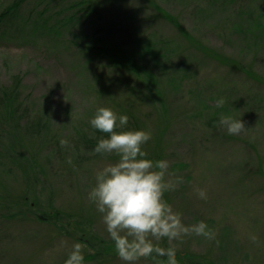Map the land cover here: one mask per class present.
Returning a JSON list of instances; mask_svg holds the SVG:
<instances>
[{
  "label": "rangeland",
  "instance_id": "obj_1",
  "mask_svg": "<svg viewBox=\"0 0 264 264\" xmlns=\"http://www.w3.org/2000/svg\"><path fill=\"white\" fill-rule=\"evenodd\" d=\"M11 1L0 0V12ZM37 1L27 0L19 14L37 19L43 8ZM54 4L48 5L44 17L65 1ZM93 4L96 10L90 20L70 29L77 38L65 32L53 40L0 27V82L9 84L14 76L21 77L24 95L49 120L42 135L38 133L42 146H37L33 133L23 134L21 163H11L0 149V264H65L75 243L87 246L84 264H125L102 214L88 199L97 171L119 159L95 153L79 137L86 133L91 137L90 120L101 107L117 115L126 110L134 114L138 128L130 123L117 131L151 133L143 146L146 157L168 161L171 175L166 179L183 181L165 192L164 199L186 226L203 221L215 234L211 240L195 234L171 244L162 240L161 247H175L178 264H264V85L238 69L239 64L264 80V40L257 27L248 30L264 13V0H93ZM156 6L232 61L221 64L191 49ZM144 41L152 45L151 54L138 56L137 44ZM87 44L131 51L134 63L144 71L139 72L141 84L114 66L108 55L81 52ZM177 45L170 62L154 60L152 52L174 51ZM147 76L155 80L159 94L147 90ZM173 77L175 86L167 82ZM135 81L138 93L132 95ZM220 99L225 103L217 107ZM222 116L241 119L247 130L228 134L219 123ZM61 140L67 144L62 146ZM32 156L36 164L31 167L34 172L27 171L32 178L27 182L24 167L31 165ZM197 189L205 190L207 199H200ZM27 196L29 209L20 202ZM41 213L50 220L41 221ZM138 264L155 262L142 259Z\"/></svg>",
  "mask_w": 264,
  "mask_h": 264
},
{
  "label": "clouds",
  "instance_id": "obj_2",
  "mask_svg": "<svg viewBox=\"0 0 264 264\" xmlns=\"http://www.w3.org/2000/svg\"><path fill=\"white\" fill-rule=\"evenodd\" d=\"M224 103L220 99L217 107ZM219 123L230 135L247 130L241 119L231 116H222ZM90 124L108 135V138L99 140L94 152L119 157L115 164L97 171L95 186L88 199L102 214L116 253L125 264H138L142 259H151L155 264H178L175 247H161L162 240L171 244L192 234L209 240L215 238L203 221L186 226L181 215L164 199L165 192L174 190L183 181L182 178L166 179L171 175L168 161L146 158L143 146L151 140L150 132L117 131L128 124V117L117 115L106 107L97 109ZM60 143L64 146L67 141L61 140ZM197 194L200 199H207L205 190L197 189ZM252 239L255 241L256 238ZM86 247L83 243L73 244L65 264H84ZM161 257H166V261L158 259Z\"/></svg>",
  "mask_w": 264,
  "mask_h": 264
},
{
  "label": "trees",
  "instance_id": "obj_3",
  "mask_svg": "<svg viewBox=\"0 0 264 264\" xmlns=\"http://www.w3.org/2000/svg\"><path fill=\"white\" fill-rule=\"evenodd\" d=\"M27 0H12L8 5H6L3 10L0 12V27L2 26H11V29L15 28L16 31L24 32L25 30H28L30 33H33L34 35H45L49 38H52L53 40L56 38H62L66 33L70 32L71 36L77 38V34L72 32L70 29L76 28V26L79 24V22L82 23L83 20L89 19L90 15L95 12L96 7L93 4V0H78V1H71V0H38L37 4L38 6L41 5L43 8L41 10V13L38 14L37 19H30V14L25 18L22 17L19 14V8L22 4H24ZM55 2L53 7L57 6L58 1H65V4L58 8L55 12L49 14L48 16L44 15L46 14L48 10V5L52 2ZM156 9H158L163 17L171 23L172 26H174L177 31L179 32L180 36L185 39V41L189 44L190 48L202 52L204 56H207L209 58H212L216 62H219L221 64H227L230 63L231 59H228L227 57H224L217 53L215 50L208 48L206 45H204L200 40H197L194 38L180 23L179 21L173 17L172 15L168 14L167 12L163 11L161 8L156 6ZM261 17V18H260ZM259 18L256 19L255 25L248 29L250 32L253 30H256V27L259 31V34H261V38L264 40V13L261 14ZM101 16H98V19H100ZM92 19V18H91ZM90 20V19H89ZM82 26V25H81ZM80 26V27H81ZM247 26V25H246ZM234 27L236 30L241 32V27L239 23H235ZM244 32V31H242ZM260 36V35H259ZM259 38V37H258ZM69 42L72 43V41ZM138 49L140 53L138 56H141L142 53L146 54V52L150 55L151 53V44L144 41L139 42ZM169 46V45H168ZM167 46V47H168ZM116 47V46H115ZM112 47L111 45H105L101 47L93 46L87 44L85 47H81V52L87 54L88 56L96 57L98 55H108L109 61L112 62L114 66H120L124 69V71L128 74H131L133 77H137V82L141 84V75L139 72H144L141 70V65H138L137 63H134L133 60V54L131 51L127 50H119L118 48ZM190 50V49H189ZM175 53H178V45L176 46V49L173 51L172 49L167 48H161L160 50H157L155 52H152L154 55V60L159 62L160 60H164L166 62H170L172 60V57ZM232 61V60H231ZM86 62H89L88 60ZM166 66V65H163ZM238 69L243 71L246 75H248L250 78L254 79L258 83H261L264 85L263 78H260L256 75H254L252 72L246 70L244 67H240L238 64ZM149 83L146 84V88L148 91L152 90L151 92L154 94H159V91H156V82L149 76H147ZM169 84H173L175 86V83H177V80L173 78H169L167 81ZM135 87H130V92L132 95L138 93V84L135 81ZM137 84V85H136ZM24 86L22 78L19 76H14L11 80V83H1L0 82V149L3 150L5 155H7L8 160L13 163H21L19 162L21 157L25 154L21 150L23 149L22 144V137L23 134H31L33 133V137H37V146H42L43 143V137L40 136V132H43L46 127H48L49 120H47V115H42L41 111H39L37 105L35 106L34 102H30L29 95H24ZM162 100V98L160 99ZM163 104V101L161 102V105ZM30 112L34 114H30ZM128 117V124L133 123L135 121L134 114L131 113V111L126 110V114ZM135 124V127H137L138 123ZM133 131L132 129H129V131ZM90 131H92L91 137L88 136L86 133L80 134L79 137L82 139L84 143L88 146V148L92 151H94L95 147L97 146L100 139L108 138V135L105 133L100 132L97 129H94L90 124ZM40 135H39V134ZM149 159L148 157H146ZM158 158V157H157ZM153 161V159H150ZM31 165L28 167H24V172L27 174V171L30 169L32 172L34 170L31 168L32 166L36 164L35 156H32L30 160ZM24 166V165H23ZM30 175L27 174V182L31 181ZM33 188L36 187V184L32 185ZM27 197L22 198L20 202H23L24 205L19 203V206L21 207H29L27 205L26 199ZM27 210V209H26ZM22 215L27 216V213L20 211ZM48 217L50 215H47ZM38 217V216H37ZM51 217V216H50ZM41 221H49L50 219H47L44 215V213L40 214V217H38ZM53 219V218H51ZM102 252L100 251L99 254ZM166 260V257L165 259Z\"/></svg>",
  "mask_w": 264,
  "mask_h": 264
}]
</instances>
